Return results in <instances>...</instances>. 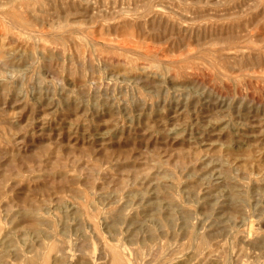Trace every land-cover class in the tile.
Wrapping results in <instances>:
<instances>
[{
  "label": "rangeland",
  "instance_id": "374dc122",
  "mask_svg": "<svg viewBox=\"0 0 264 264\" xmlns=\"http://www.w3.org/2000/svg\"><path fill=\"white\" fill-rule=\"evenodd\" d=\"M0 264H264V0H0Z\"/></svg>",
  "mask_w": 264,
  "mask_h": 264
}]
</instances>
